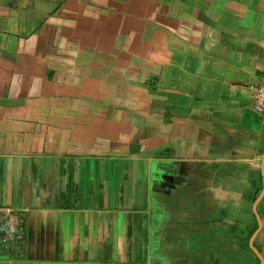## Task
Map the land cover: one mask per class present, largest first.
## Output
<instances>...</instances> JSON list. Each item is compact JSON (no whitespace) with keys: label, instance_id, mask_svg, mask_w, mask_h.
<instances>
[{"label":"crops","instance_id":"1","mask_svg":"<svg viewBox=\"0 0 264 264\" xmlns=\"http://www.w3.org/2000/svg\"><path fill=\"white\" fill-rule=\"evenodd\" d=\"M255 82L264 0H0V264H260Z\"/></svg>","mask_w":264,"mask_h":264},{"label":"built area","instance_id":"2","mask_svg":"<svg viewBox=\"0 0 264 264\" xmlns=\"http://www.w3.org/2000/svg\"><path fill=\"white\" fill-rule=\"evenodd\" d=\"M252 96L256 110L264 115V82H255L251 85ZM1 243L7 244L12 241L21 240L24 236L23 224L13 218L11 214H6L1 224Z\"/></svg>","mask_w":264,"mask_h":264},{"label":"water","instance_id":"3","mask_svg":"<svg viewBox=\"0 0 264 264\" xmlns=\"http://www.w3.org/2000/svg\"><path fill=\"white\" fill-rule=\"evenodd\" d=\"M257 203L258 201H256L255 205H254V209L256 211L257 209ZM258 220H259V225L261 226V218L260 216L258 215ZM255 234L253 235L252 239H251V245L253 246V238H254ZM254 247V246H253ZM258 255L260 256V259H261V263L260 264H263L264 263V260H263V257L258 253Z\"/></svg>","mask_w":264,"mask_h":264}]
</instances>
